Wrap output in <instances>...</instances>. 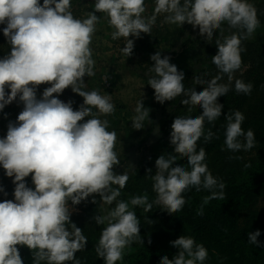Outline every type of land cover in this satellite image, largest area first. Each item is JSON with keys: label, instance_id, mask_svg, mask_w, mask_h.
I'll list each match as a JSON object with an SVG mask.
<instances>
[{"label": "clouds", "instance_id": "9594fccd", "mask_svg": "<svg viewBox=\"0 0 264 264\" xmlns=\"http://www.w3.org/2000/svg\"><path fill=\"white\" fill-rule=\"evenodd\" d=\"M154 5L153 13L145 15L146 0H94V11L77 18L72 0H43L42 4L40 0H0V25H6L2 31L11 46L10 53L0 58V112L17 97L23 103L16 121L9 122L6 135L0 137V167L14 178L15 185L14 200L0 202V264H23L18 245L32 250L33 264H81L75 253L85 250L88 238L71 221V206L92 194H99L103 202L99 207L103 214L93 219L97 225H106L95 248L104 264L122 261L125 248L134 241L143 244L140 221L129 205L151 211L155 203L170 213L178 212L186 203L183 194L193 187L211 193L204 198L205 204L224 199L225 184L208 169L205 149L197 150V142L201 137L208 142L214 136L210 129L205 131V122L221 117L224 105L218 98L229 92L233 73L241 68L242 40L260 26L257 9L251 0H154ZM96 13H103L114 29L113 40L124 38L120 51L125 57L134 49L129 36L152 33L161 14L168 24L199 26L200 35L206 34L207 39L217 30L222 34L216 40L212 63L227 75L228 83L219 82L222 75L208 80L194 77L206 86L200 91L186 88L184 73L170 63V57L162 58L160 52L150 57L154 64L147 84L154 89L156 101L163 104L183 96V105L203 109L198 116L174 119L173 150L155 160L156 171L150 175L156 193L152 203L147 195L135 196L130 202L118 199L129 175L114 173L113 167L120 163L115 151L117 134L109 131L107 119L100 118L112 115L115 104L110 95L85 90L84 77L95 75L90 45L101 19ZM224 25L234 31L223 35ZM45 83L50 86L38 99L37 86ZM69 87L83 97L78 110L73 109V101L58 98ZM234 88L237 93L250 94L253 85L235 79ZM134 111L133 129L144 128L146 120L152 123L142 99ZM85 117L90 118L84 121ZM225 119L226 148L233 152L253 148V130L242 128L244 114L236 110ZM154 132H159L158 126ZM178 157H185L187 166L177 163ZM29 174L34 188L26 185ZM0 192L7 195L3 187ZM248 235L249 243H261L257 239L260 230ZM170 243L179 251L172 259L163 255L160 264H204L208 258L205 246L190 236L181 235Z\"/></svg>", "mask_w": 264, "mask_h": 264}, {"label": "trees", "instance_id": "16d2710c", "mask_svg": "<svg viewBox=\"0 0 264 264\" xmlns=\"http://www.w3.org/2000/svg\"><path fill=\"white\" fill-rule=\"evenodd\" d=\"M251 2L257 9L260 26L250 37L242 40L241 68L233 73L229 92L218 98V103L224 105L221 117L213 123L205 122V131L210 129L214 133L213 138L205 142L201 137L197 142V150L200 147L205 149L208 169L214 177L225 184L224 199H212L205 204L204 198L211 193L205 189L197 191L193 187L183 194L186 203L178 212L170 213L155 203L151 211H145L142 206L129 205L140 221L143 244L137 240L126 247L123 260L117 264H160L163 255L172 259L179 250L170 242L181 235L190 236L196 243L205 246L208 258L204 264H264V207H259L260 201L264 199V0ZM40 3L42 4L43 0H40ZM93 7L94 0H72L74 15L86 17L89 11H94ZM154 7V0H146L145 15H151ZM96 14L101 17L99 25L103 19L108 24L103 13ZM5 26L0 25V58L11 51V46L2 31ZM223 27L225 28L223 35L234 31L228 29L226 25ZM135 39L137 44L135 57L138 60L134 71L146 84L151 75L149 69L154 64L150 57L157 52H160L162 58L170 57V63L175 64L178 71L184 73L186 88L196 87V90L200 91L206 86L196 83L194 77L208 80L222 75L219 82L228 83L227 75L221 74L212 63V56L217 53L216 40L222 39L219 30L211 39H207L206 34L200 35L199 26L193 28L188 23L182 27L168 24L164 22V16L161 14L157 17L152 33H141V36ZM235 79L251 83L253 85L251 93H237L234 88ZM41 85L43 89L39 88L38 91L50 86L47 83ZM66 91H69L68 99H74V110H78L83 104V97L72 92L69 87L58 98L62 99ZM6 92H10V89L6 88ZM151 94L149 102L151 125L157 120L159 133L164 141L162 140L160 148L129 176L126 186L120 190L118 199L126 202L140 195H147L150 203L155 201L156 193L153 191L150 175L155 174V160L173 150L170 133L174 119L177 116H198L203 112L199 105H183L181 103L183 96L161 104L154 98V89L151 90ZM22 110L23 103L17 97L0 112V137L6 135L8 123L15 122ZM236 110L245 116L242 128L245 131L251 129L255 134V145L247 151L233 152L224 144L227 124L225 116ZM89 118L85 117L84 120ZM176 162L187 166L185 157H178ZM31 175L25 178V182L28 187L34 188ZM13 179L7 177L5 170L0 167V187L7 193L5 196L4 192H0V202L6 199L14 200ZM93 199L96 203L92 202ZM98 202H102L99 194H92L75 205L79 213H71L70 216L71 221L88 238L85 250L75 253L81 264H104L103 258L98 257L95 251L101 231L106 226L97 225L93 219L94 215L100 214ZM256 230L261 232L257 238L261 242L259 245L249 243L248 234ZM17 247L23 264H33L32 250L26 246Z\"/></svg>", "mask_w": 264, "mask_h": 264}, {"label": "rangeland", "instance_id": "374dc122", "mask_svg": "<svg viewBox=\"0 0 264 264\" xmlns=\"http://www.w3.org/2000/svg\"><path fill=\"white\" fill-rule=\"evenodd\" d=\"M74 16L84 18L82 15ZM113 31L114 29L106 23L105 19L100 25L97 24L90 45L92 58L95 61V75L84 77L85 90H97L101 95L111 96L116 110L112 115L100 118L107 119L109 121V131L114 130L117 134L115 151L120 163L113 167L114 173L123 174L126 171L130 176L160 148L163 138L159 132H154V129L158 126L157 120L153 122V125L148 124L149 122L146 120L144 122L145 127L139 130L132 128L131 119L135 115L134 110L137 101L142 99L144 107L149 109L152 89L134 71L135 63L138 60L135 57L136 39L129 36V39L134 40V49L129 57H125L120 51L124 47L125 40L124 38L113 40L111 37ZM39 88L43 89L42 85L41 87L37 86L38 99L41 98L44 91H38ZM67 93L69 91H66L60 100L64 102L74 101L72 98L68 99ZM58 97L60 98V95ZM102 203L98 202V207ZM69 204L71 206V203ZM113 204L114 207L115 202ZM71 207L73 208L71 213H79L74 206ZM107 207L109 206H105L106 209ZM259 207H264V199L260 201ZM100 214L103 213L100 211Z\"/></svg>", "mask_w": 264, "mask_h": 264}]
</instances>
